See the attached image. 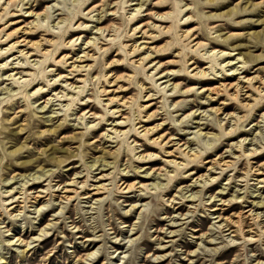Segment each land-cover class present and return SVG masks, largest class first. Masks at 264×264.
Wrapping results in <instances>:
<instances>
[{"label": "rangeland", "instance_id": "rangeland-1", "mask_svg": "<svg viewBox=\"0 0 264 264\" xmlns=\"http://www.w3.org/2000/svg\"><path fill=\"white\" fill-rule=\"evenodd\" d=\"M190 2L185 0L186 4ZM57 3L58 0H7L0 8V13L9 12L0 22V53H3L0 65H6L0 67V123L3 125L0 129V160H3L0 178L5 181L0 184V191L21 197L19 201L24 200V195L39 190L43 196L37 203L31 199L19 202L21 207L16 208L17 211L9 209V204L0 208V225L8 233L5 240L12 244L11 248L5 245L0 259L6 264H120L128 249L127 242L140 235L133 227L141 209L137 207L127 217L117 213L127 227L115 231L125 243H109L120 255H113L111 259L104 254L89 257V253H95L100 247L101 241L94 238L92 230L83 227L76 197H80L79 205L85 212L104 199L112 169L101 166L98 161L102 158L104 163L110 164L116 149L121 146L122 136L128 132L130 125L126 120L130 111L126 105H130L137 93L129 80L134 75L135 65L148 56L144 64L149 76L159 73L157 83L168 81L173 86H181L179 94L168 96V103L188 101L182 108L173 109L172 115L177 121L190 113L192 116L189 123L179 128L168 121L163 112L147 119L161 108L165 100L163 91L158 97L140 101L146 110L145 119L138 124L143 129L159 125L160 130L156 128L148 133L147 139L139 130L129 137L141 146L139 155L149 159L133 161L136 169L143 170L142 174L119 175V184L125 181L132 186L137 182L140 185V191L132 190L121 198L129 206L147 204L151 196L143 193L148 191L149 185H156L158 181L168 183L170 179L163 193L169 203L150 215L146 225L148 232L137 242L134 257L124 264H205L198 249L202 243L206 247L215 246L210 239L203 238L219 225L216 216L228 217L239 211L259 215L260 220L253 221L252 240L233 227L232 239L236 243L218 254L216 264H243L238 257L245 252L241 243L245 239L248 241L247 253L256 254L250 264L264 261V237L261 236L264 231V182L258 183L260 179L264 180V175L256 174V169L264 173V151L261 150L264 146V23H261L264 21V4H260V0H251L250 4L249 0H243V3L241 0H223L207 9L217 19L208 21L206 28H202L198 20H189L193 13L186 10L184 22L179 25L181 36L172 32L176 9L171 3L107 0L104 4L102 0H89L77 10L76 0H67L63 9L54 8V14H49L48 9ZM9 5L14 6L9 8ZM238 5L242 8L260 6L234 17L250 21L241 25L227 19ZM138 8L142 11L128 24L129 30L136 35L120 41L127 46L128 62H125V53L113 41L122 30V17L132 16ZM92 10L95 11L93 19L79 15V11ZM73 14L75 18L69 25V17ZM65 28L67 32L62 35ZM207 28L214 29L211 35ZM185 31H189L188 35ZM217 36L219 40L215 38ZM223 40L228 43H222ZM137 45L139 51L134 48ZM201 45H204L203 50ZM185 49H189L187 68L181 55ZM101 50L105 53L103 62L107 65L105 73L109 80L100 86L103 95L101 98L94 97L91 92L80 95L79 90L86 80L83 70L89 69L88 76L93 80L99 76V71L92 66L97 63ZM214 58L223 67L213 69L210 60ZM199 70L206 74H195ZM225 77L230 84L244 86L237 96L231 95L235 94L233 89L216 92ZM138 82L149 89L146 97L153 95L155 88L148 80L139 77ZM193 88L198 89V93L188 91ZM171 91L175 92V88ZM25 93L29 94L27 98L23 97ZM74 100L79 103L65 115V108ZM106 108L110 112L119 111L120 115L105 116ZM100 116L105 119L83 137L85 147L81 159L77 153L84 127L79 118H84V124L92 125ZM160 134L164 136L163 152L151 142ZM205 145L211 147L206 150ZM190 153L194 155L188 156ZM128 158V153L122 151L117 166L123 169ZM173 160L182 165L177 168L171 162ZM88 164H94L91 179L82 175ZM177 171L183 175L171 179ZM32 176L39 178L32 179ZM245 177L249 181L246 192ZM85 182L88 187L83 186ZM77 184L81 186L78 188ZM201 185H204L203 194L208 202L189 218ZM98 186L104 187L101 193L93 199L85 198ZM62 187L72 192L63 193ZM65 194L69 200L63 198ZM49 199L55 202L54 206L35 222L29 221L27 228L22 227L23 218L13 219L21 212L26 216L34 215L32 210L47 204ZM0 200L9 203L10 197L3 196ZM64 200L69 201L65 212L69 223L60 222L58 230L37 242L36 246L27 248V242L41 235L40 230L44 231L53 222ZM212 208L218 210L212 211ZM72 225L77 227L75 233L71 231ZM89 238L94 240H87ZM16 239L22 243H13Z\"/></svg>", "mask_w": 264, "mask_h": 264}, {"label": "clouds", "instance_id": "clouds-1", "mask_svg": "<svg viewBox=\"0 0 264 264\" xmlns=\"http://www.w3.org/2000/svg\"><path fill=\"white\" fill-rule=\"evenodd\" d=\"M147 0H141V3H146ZM159 2L164 3H171L174 8L176 9L174 23H173V34H179L182 36V33H179V25L184 22L183 19V12L186 10H190L193 15L189 17V20L195 19L200 21L201 27L206 28L207 22L217 19L215 15H211L208 13L207 9L214 5H218L223 0H191L190 4H186L185 0H159ZM243 3V0H241ZM5 3H7V0H0V8H2ZM89 0H76V7L77 10L82 9L84 5L88 4ZM102 3L106 4L107 0H102ZM251 3V0H249V4ZM67 4V0H58L57 5H55L53 8L48 9L49 14H54V8H61L63 9ZM260 4H264V0H260ZM14 5H9V8L13 7ZM260 5H254L249 7H240L237 6V9H235L231 15L227 17L228 21L233 24H245L249 23L250 21L246 20H236L234 17L237 15H240L241 13H248L254 11L256 8H258ZM121 11H123V4H121ZM142 11V8H138L135 13H133L132 16H123L124 24L122 27L121 32L117 35V38L115 41H113V44L119 45L122 52L125 53V57L127 61L128 52L126 50L127 46L120 44V41L125 39L128 36H134L136 33L131 32L129 30L128 24L131 19H133L135 16L139 15ZM9 15V12L6 10L3 13H0V22L3 21L7 16ZM79 15H83L89 19L95 18V11L92 10L91 12H83L79 11ZM51 18V15L50 17ZM75 18V14L73 16L69 17L68 23L71 25V21ZM261 23H264V21H261ZM81 27H84V25H81ZM2 31V30H0ZM208 33L211 35L214 31L212 28H207ZM67 28H65L63 34H66ZM219 40V36L215 37ZM222 43H228L227 40L221 41ZM171 47V45L169 46ZM204 45L200 46V49L203 50ZM140 50V46H137V51ZM189 51V49H185V52L182 53V60L184 61V67L187 68V61H186V54ZM104 50H101V55L97 60V63L94 64L92 67L97 69L99 71V76L93 80L90 76H88L89 69L85 68L83 71L85 72V84L82 86L79 90L80 95H84L85 92H91V94L96 98H101L102 93L100 91V86L103 83H108V77L105 73V68L107 65L103 62L104 57ZM0 55H3V53H0ZM217 56H219V53H217ZM149 59L148 56L144 57V61H147ZM144 61H141L138 65H135V71L134 75L130 78L129 83L130 85L134 86L137 89L136 96L134 100L130 103V105H126V107L129 108L130 115L126 120V123L130 125L128 128V132L125 133L122 136V143L121 146L116 149V152L113 154V160L110 164L104 163L103 159L101 158L98 163L103 167H110L112 169V175L110 177V182L106 186V195L103 200L97 201L94 206L91 207L90 211L85 212L82 211L83 206L79 205L80 197L77 196V202H78V211L79 216L83 217V227H87L90 230L93 231L94 238L101 241L100 247L97 248L96 252L93 253V257H98L101 254L106 255L109 259L113 257V255H120V253L115 252V250L111 247V244L109 241L123 244L125 243V240L118 236L116 234V229H124L126 228V224L119 219L117 216V213H120L122 215H130L132 211H134L137 207L141 209L140 217L137 221V223L134 225L133 230H139L140 235L137 236L135 239L128 241V249L126 250L125 254L123 255V258L120 261V264H124V261L130 260L134 257L136 252V244L137 242L148 232V229L146 227L148 219L150 215H154L155 212L161 210V207L163 204L169 203V201L163 196L164 191L168 188L169 183L171 182L170 179H168V183L160 184L159 181L156 185H149L148 191L146 195H150L151 199L147 204H140V205H127L125 200L122 199V196H127L128 193L132 190L140 191V185L137 182L132 186V188H128L127 185L119 184L118 177L121 173L126 175H131L135 172L143 173V170H138L134 167L133 161L136 159L140 160H147L149 157L139 155L141 152V146L137 144L135 141L129 139V137L133 133H137L139 131H143V128L138 124L139 121H142L145 119V110L146 106L140 104V101L144 99H152L153 97H158L161 92H164L165 100L163 104L161 105V108L157 111L152 113L151 116H148L147 119H153L160 115L161 112L165 113L168 116V121L172 122L174 126L178 127L182 124L189 123L191 121L192 114L190 113L188 116L184 117L183 120L177 121L175 117L172 115L173 109H179L182 108L188 101L181 100L177 101L174 104L168 103V96L173 94H179L180 93V85L177 84L175 86L171 85L168 81H163L161 83H157V80L159 79V73H156L154 75L149 76L147 72V66L144 64ZM116 63V62H114ZM6 65H0V67H4ZM153 67L159 68L162 67V65H154ZM214 67H223L221 65H214ZM80 70V69H77ZM53 71V70H48ZM178 73H172V75H175ZM143 77L145 80L149 81V84L155 88V92L152 96H147L146 93L149 89H147L142 83L138 82V78ZM55 81H50L49 83H53ZM175 88V92H172V88ZM40 91H43V89H40ZM189 92H197L198 89H189ZM35 95V93H33ZM86 102V101H85ZM79 103L78 100H74L73 103L69 104L67 108H65L64 112L65 115H67L69 109L75 107V104ZM103 106V105H102ZM31 108H35V105H30ZM0 111H2V108H0ZM89 115H91L89 113ZM106 115H120V112H110L107 108L105 109V116ZM105 116H100L97 120V123L92 125L84 124V118H79V123L83 125L84 132L80 135V152L77 153V156H79L82 159L83 156V149L85 147V143L83 140V137L88 135L90 129L96 128L100 122H102L105 119ZM3 125L0 123V129H2ZM157 128L160 127L159 125L156 126ZM156 131V128L149 129V133ZM145 139H147V134L144 136ZM157 144V146L160 147L161 152L164 151V146L162 141L157 140L154 142ZM205 149L210 148L211 145H205ZM262 151H264V146L261 148ZM122 151H126L128 153V160L126 164L124 165V168H119L118 160L121 155ZM155 158V157H152ZM83 163V160H82ZM3 164V160H0V165ZM235 165H230V167H234ZM94 165L88 164L85 165V171L82 173V175L86 176L88 179H91L90 173L93 170ZM0 172H2V169H0ZM183 175V172L177 171L172 174L171 179H175L178 176ZM5 181H3L2 178H0V184H3ZM249 181L247 180V177H245V189L244 191H247V184ZM81 185L77 184V187L79 188ZM84 187H88L89 185L87 182L83 185ZM203 188L204 185H201V191L196 194L195 199L197 203L193 206V208L190 210L189 218L194 217L196 215V210L200 207H204L205 204L208 202L203 194ZM52 189L49 188V192L51 193ZM237 191H240L238 189ZM7 195V193L0 191V197H3ZM54 201L49 199L48 203L43 205L42 207L33 209L34 215L32 216H26L25 213L21 212L18 214L17 217H13V219L23 218L24 224L22 227L27 228L28 222L32 221L35 222L36 219L46 210L52 208L54 206ZM69 201L64 200L59 205V211L56 212L55 216L53 217V222L47 226V229H45L40 236L35 237L33 240H30L27 242V248H32L36 246L37 242L42 240L48 235H51L53 231L58 230V224L60 222H64L65 225L69 223L67 217L65 216V212L68 208ZM4 205L3 200H0V208H2ZM105 206H107V216L104 215L105 213ZM25 207L27 208V204H25ZM6 211V209H5ZM105 221H108L105 223ZM243 223V215L241 216L240 226L241 231H243L242 228ZM182 230V229H181ZM71 231L75 233L77 231V227L75 225H72ZM7 231L4 229L3 225H0V255H3L4 247L7 245L9 248L12 247V244L5 240V236L7 235ZM178 234V233H177ZM233 232L230 230L229 225L227 223L215 227L213 230H211L203 239L209 240L211 239L212 243L215 245L214 247H206L203 243L200 245V248L198 249V253L200 256H202L205 260V264H216V257L221 251H224L227 249L229 245L235 244L236 241L232 239ZM261 236L264 237V231L261 232ZM247 239L242 241V245L245 246V252H243L238 259H241L243 261V264H250L252 260L255 259V253L248 254L246 251V245H247ZM13 243L15 244H21L22 241L16 240ZM171 243V241L169 242ZM0 264H6V262L3 259H0ZM257 264H264V261H258Z\"/></svg>", "mask_w": 264, "mask_h": 264}, {"label": "bare ground", "instance_id": "bare-ground-1", "mask_svg": "<svg viewBox=\"0 0 264 264\" xmlns=\"http://www.w3.org/2000/svg\"><path fill=\"white\" fill-rule=\"evenodd\" d=\"M25 4V3H24ZM164 21V20H163ZM103 30V29H102ZM135 30V29H134ZM101 31V30H100ZM186 32V31H185ZM188 33H189V31H187L186 33H185V35H188ZM190 37H192V35H190ZM161 39V38H160ZM18 40V39H17ZM157 40V39H156ZM16 41V40H15ZM22 41V40H21ZM17 42H20V41H16V43ZM29 42V41H28ZM21 43V42H20ZM30 43V42H29ZM81 43V42H80ZM81 45V44H80ZM194 45H198V43H194ZM138 46V45H137ZM137 46H135L134 48L135 49H137ZM134 48L132 49V50H134ZM19 50V49H18ZM144 50V49H143ZM20 53H21V51H20ZM27 54V53H26ZM87 54L85 53V56H86ZM223 55H225V53H223L222 54V56ZM26 56V55H25ZM227 56H230V55H227ZM5 57V56H4ZM188 60V59H187ZM12 62V61H11ZM196 62V61H195ZM210 62H211V67H213V69L214 68H216V67H214V65H220L219 63H216L217 61H216V59L214 58L213 60H210ZM197 63V62H196ZM199 63V62H198ZM12 64V63H11ZM191 64V63H190ZM230 64H235V63H230ZM72 67H74L73 65H71ZM224 69V68H223ZM201 74V75H205L206 73L204 72V71H202V70H199L197 73H195V74ZM228 75H231L230 73H227ZM244 78V77H243ZM62 79H63V77H62ZM228 79V77H225L223 80L224 81H221L220 83H219V85L217 86V89H216V92H219V91H223V90H230V89H233L234 91L233 92H235V94L234 93H231V95L233 94L234 96H237L238 94H239V92L240 91H242L243 90V88H244V86H240L239 85V83H235V84H230V83H228V82H226V80ZM252 78H248L247 80H251ZM246 82V81H245ZM254 85V84H253ZM258 88V87H257ZM230 94V93H229ZM29 96V94H27V93H25L24 95H23V97L24 98H27ZM242 96V95H241ZM113 98V97H112ZM29 102V101H28ZM145 115V114H144ZM148 117V116H147ZM117 126H121L122 125V123H115ZM152 128H157L156 126L155 127H152ZM152 128H144L143 129V135H145V134H148L149 133V129H152ZM158 129L160 130V127H158ZM151 135V134H150ZM151 138V137H150ZM159 138H161L160 139V141H163V138H164V136L162 135V134H160L159 136H157L156 138H152L151 140V142L152 143H154L155 141H157V140H159ZM155 144V143H154ZM149 146V145H148ZM151 147V146H150ZM189 151L190 150H188V151H186V153L185 154H188L189 153ZM245 151V150H244ZM190 155H194L193 153H190L188 156H190ZM172 163H175L176 165H177V168H179V166L180 165H182V163H179V162H175V160H173V161H171ZM221 162V161H220ZM94 165V164H93ZM257 170V173L256 174H261V175H264V173H262V172H260L258 169H256ZM35 178H39L38 176H35V177H33L32 176V179H35ZM99 179H101L102 177H98ZM198 179V178H197ZM26 182V181H25ZM75 182V181H74ZM259 182H264V180L263 179H260L259 181H258V183ZM34 183H31L30 185H33ZM71 184V183H70ZM120 184H123V185H127V187L128 188H132V185L131 184H127V183H125V181H122ZM29 185V186H30ZM34 186V185H33ZM62 189H63V193H68V192H72L70 189H67L66 187H62ZM102 189H104V187L103 186H98V187H95L94 188V191L93 192H91L90 194H87V196L85 197V198H87V199H93L94 198V196L95 195H97V194H99V193H101V190ZM8 192V191H7ZM10 192V191H9ZM38 192H42V191H38ZM36 193V192H33V194L31 195V194H28V196H26V195H24V200L23 201H19V198H21V197H18V196H14V194H11V193H9L8 195H5L4 197L6 198H8V197H10V200H9V203H4V204H9L10 205V208L9 209H12L13 211H15L16 210V208H20L21 207V205L19 204V202H24L26 199L27 200H32V202L33 203H37V202H39L40 201V199L43 197V196H41V194L40 193ZM24 193V192H23ZM22 193V194H23ZM19 194H21V192H19ZM66 195V194H65ZM63 196V198L64 199H67V200H69L70 199V197L68 196V195H66V196ZM232 206H234V205H232ZM212 211H216V210H218L217 208H212L211 209ZM219 210H221L220 208H219ZM225 210V209H224ZM17 211V210H16ZM246 213H247V211H239L237 214H233L232 216H228V217H223V216H221V214H218L217 216H216V218H219V220H218V222H219V225H217V227L218 226H221V225H223V224H225V223H227L228 225H229V228H230V230L232 231V232H235V230H233L232 228L233 227H236L239 231H241V226H240V221H241V216L243 215V223H242V228H243V231H241L242 233H245V236L246 235H248V237L247 238H250V240H252L251 238H252V235H251V233H254V227H253V221H259L260 220V218H259V215L257 214V213H254V214H251V212H249V214L248 215H246ZM11 214V213H10ZM15 216V215H14ZM249 216H251V218L249 219ZM127 217V216H126ZM41 232H43V230H40ZM170 233L171 234H174V231H170ZM131 235H134V233H131ZM130 235V236H131ZM38 236H40V234H38ZM20 239V238H19ZM18 239V240H19ZM17 240V239H16ZM87 240H94V239H87ZM210 241H211V239H210ZM212 242V241H211ZM211 244H213V243H211ZM88 247V246H87ZM88 254V253H87ZM93 252H91V253H89V257H92L93 255ZM160 258V257H159ZM163 258V257H162ZM162 260V259H161ZM158 262H160V261H158Z\"/></svg>", "mask_w": 264, "mask_h": 264}]
</instances>
